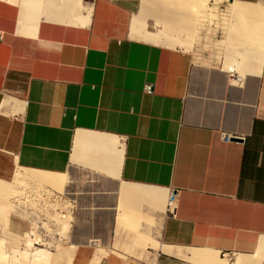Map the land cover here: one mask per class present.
<instances>
[{
    "label": "crops",
    "instance_id": "obj_1",
    "mask_svg": "<svg viewBox=\"0 0 264 264\" xmlns=\"http://www.w3.org/2000/svg\"><path fill=\"white\" fill-rule=\"evenodd\" d=\"M229 1L225 68L141 0H0V182L62 192L70 264H264V0Z\"/></svg>",
    "mask_w": 264,
    "mask_h": 264
},
{
    "label": "rangeland",
    "instance_id": "obj_2",
    "mask_svg": "<svg viewBox=\"0 0 264 264\" xmlns=\"http://www.w3.org/2000/svg\"><path fill=\"white\" fill-rule=\"evenodd\" d=\"M142 3L143 0H141L139 13L136 18L141 19L142 17ZM229 4V0H208L205 5L204 20L201 23L198 22L199 24H195L193 27V34L191 32L187 33L183 31H166L165 27L162 24L157 23L152 17H146L145 19L146 30L156 34L159 38L166 35L169 38V41H171V44H167V42L164 43L160 39L158 43L160 45L190 51L196 58L203 56L207 63L219 66L222 65L226 68V65L223 64V57L229 50L227 47V33L229 27H231L230 23L232 20L227 11ZM136 18H134V20ZM253 26H257V28L260 27L262 31L264 29V26L259 23L254 24ZM133 27L134 30H139L138 33L141 36L146 34L144 27H139L138 25H133ZM137 37H139V39H144L140 36ZM182 40L187 44L189 43V47L177 44V42ZM242 49L243 48H240V50ZM239 60L243 59L239 57ZM227 63L228 61L225 62V64ZM20 169L21 168H17L12 179L5 183V185L10 187L12 193H16L17 196L15 194L14 196L13 194H10L9 199L7 196L3 200L7 206L9 205L7 210H4L3 206L0 207V239L3 240V245H7L8 243L11 248H14L15 245L14 249L20 252L25 251L27 254L26 257L29 261H31L34 257V248H37L46 250L48 253L46 259L50 260L40 259V262L41 260L43 261L40 264H70L71 250H62L64 237L68 230V220H70L69 202L65 201L64 203H60L61 201L57 197L62 192L58 191L57 194L50 185L39 183L36 180L30 181L27 176L22 177L19 176V174H17V177L15 178V174ZM62 216L67 218V220ZM33 239L35 240L31 242L30 246L26 245V241ZM65 252L70 253L66 255ZM17 254L18 253L11 252L10 257H16L15 259L19 257L18 259L20 261L21 256L19 254L18 256ZM66 258H68L69 261ZM223 259L231 260L232 257L225 256ZM45 260L47 261L46 263ZM34 261L37 262V260H33L31 262L35 263ZM37 264H39V262H37Z\"/></svg>",
    "mask_w": 264,
    "mask_h": 264
},
{
    "label": "bare ground",
    "instance_id": "obj_3",
    "mask_svg": "<svg viewBox=\"0 0 264 264\" xmlns=\"http://www.w3.org/2000/svg\"><path fill=\"white\" fill-rule=\"evenodd\" d=\"M208 2V0H143L142 3V8H141V13H142V17L140 18H136L133 22V25H138L139 27H144L146 26L145 24V19L146 17H152L155 19V21L157 23L162 24L166 31L170 30L173 32H179V31H183V32H190L192 30V28L195 26V24H197L198 22H202L204 20V11H205V5ZM242 8V6H241ZM246 8V7H243ZM250 10V9H249ZM234 12V11H233ZM237 12V11H236ZM241 12V11H240ZM234 17V16H233ZM138 29H135L134 32H136V34L146 40L149 41H153L155 43H159L160 39L167 44H171V41H169V38L165 35L161 38H159L156 35H150L149 33L146 32L145 35H140L138 33ZM180 34V33H179ZM230 38V37H229ZM161 42V43H163ZM180 42V41H179ZM248 42V41H247ZM231 43V42H230ZM180 44H182V41L180 42ZM184 44V43H183ZM89 137V136H88ZM91 138V137H90ZM96 138V137H95ZM80 139V138H79ZM91 140V139H90ZM89 141V140H88ZM91 143V142H90ZM88 148V147H87ZM80 149V147H79ZM78 149V150H79ZM82 149V148H81ZM84 150V149H83ZM87 150V149H86ZM82 151V150H81ZM82 153V152H81ZM101 153V152H100ZM79 154V152H78ZM84 155V154H83ZM81 157V156H80ZM78 161V160H77ZM22 171V170H21ZM36 173V172H35ZM19 176H29L27 173L24 174L23 171L20 173H18ZM34 175V174H32ZM32 175H30L31 177H33ZM38 176V175H37ZM36 176V177H37ZM46 176V174H45ZM44 176V177H45ZM39 177V176H38ZM47 177V176H46ZM50 177V176H48ZM58 177V176H57ZM56 177V178H57ZM64 177V175H63ZM63 177H61V179H63ZM30 178V177H29ZM43 178V177H42ZM40 179V178H39ZM60 179V178H59ZM58 179V180H59ZM60 179V180H61ZM38 180V179H37ZM43 180V179H42ZM59 180V181H60ZM45 181V179H44ZM57 180H55L56 182ZM58 181V182H59ZM47 182V181H46ZM49 182V181H48ZM47 182V183H48ZM54 184L56 186H58V182H56ZM63 182H65V179L63 180ZM51 183V182H50ZM49 183V184H50ZM62 184V182H61ZM54 186V185H51ZM61 187V186H60ZM54 189V188H53ZM58 189V188H57ZM56 189V190H57ZM60 189V188H59ZM47 192V191H46ZM49 192V191H48ZM52 192V191H51ZM50 192V193H51ZM20 193V192H19ZM45 193V191H44ZM42 193V194H44ZM10 194L12 193V190L10 189V187H8L7 185L3 184L0 182V207L3 206L4 210H7V204L4 203V199L8 196V199L10 197ZM16 195V193H14ZM13 194V196H14ZM53 194V193H52ZM19 195V194H18ZM49 195V194H48ZM12 196V195H11ZM17 196V195H16ZM15 196V197H16ZM52 196V195H50ZM12 198V197H11ZM169 199V198H168ZM2 207V208H3ZM7 213V212H6ZM5 213V214H6ZM63 218H65L64 216H62ZM4 218V217H3ZM2 218V219H3ZM67 220V218H65ZM63 220V221H66ZM70 221V220H68ZM3 222V221H2ZM66 223V222H65ZM63 224V223H62ZM67 225V223H66ZM3 227V226H2ZM7 228V227H6ZM65 228V227H64ZM63 229V227H62ZM5 232V231H4ZM35 239L33 240H29L26 241V245H31V242H33ZM19 241V240H18ZM24 241V240H23ZM13 244V243H12ZM14 245V244H13ZM15 248V245H14ZM14 248L9 247V244L7 243V245H3V240L0 239V264H37V262H39V264L41 262H43L42 260L46 259V256H48L46 250L43 249H37L34 248V253H33V260H37L34 261L35 263L31 262L28 260V258L26 257L27 254L25 251L20 252ZM75 248V247H74ZM73 250V248H72ZM74 251V250H73ZM11 252L13 253H18L21 257H20V261H19V257L17 259H15L16 257H10ZM71 252V251H70ZM68 252V253H70ZM62 253V252H60ZM67 252H65V254H68ZM17 254V255H18ZM63 254V253H62ZM60 254V255H62ZM18 255V256H19ZM50 255V254H49ZM57 255V254H56ZM52 256V255H51ZM69 256V255H68ZM72 256V255H71ZM59 257V256H57ZM70 257V256H69ZM208 257V256H207ZM10 258H14V259H10ZM24 258V259H23ZM48 258V257H47ZM64 258V256H63ZM23 259V260H22ZM26 259V260H25ZM40 259L41 262H40ZM60 259V258H59ZM68 260V258H66ZM70 259V258H69ZM48 260V259H46ZM45 260V263L47 262ZM212 260V259H211ZM50 261V260H48ZM58 261V260H56ZM66 261V260H65ZM69 261V260H68ZM214 261V260H213ZM219 261V260H218ZM70 262V261H69ZM218 263V262H217ZM228 264V263H227ZM233 264H244V257H240L237 256L236 259L234 260Z\"/></svg>",
    "mask_w": 264,
    "mask_h": 264
},
{
    "label": "built area",
    "instance_id": "obj_4",
    "mask_svg": "<svg viewBox=\"0 0 264 264\" xmlns=\"http://www.w3.org/2000/svg\"><path fill=\"white\" fill-rule=\"evenodd\" d=\"M4 37V32L0 30V41H2ZM143 93L145 94H153V86L152 84L146 83L143 86ZM221 140L224 143H231V142H244V137L238 134H229V133H222ZM177 192H171L168 202H167V209L170 214H172L174 204L176 201Z\"/></svg>",
    "mask_w": 264,
    "mask_h": 264
}]
</instances>
